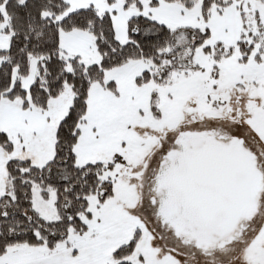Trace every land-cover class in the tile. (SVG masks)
<instances>
[{
  "label": "snow or ice",
  "instance_id": "obj_1",
  "mask_svg": "<svg viewBox=\"0 0 264 264\" xmlns=\"http://www.w3.org/2000/svg\"><path fill=\"white\" fill-rule=\"evenodd\" d=\"M0 264H264V0H0Z\"/></svg>",
  "mask_w": 264,
  "mask_h": 264
}]
</instances>
